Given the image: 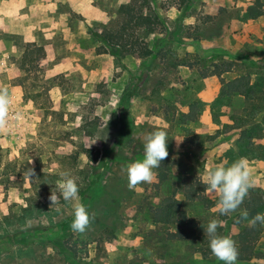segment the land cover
<instances>
[{
    "label": "rangeland",
    "instance_id": "rangeland-1",
    "mask_svg": "<svg viewBox=\"0 0 264 264\" xmlns=\"http://www.w3.org/2000/svg\"><path fill=\"white\" fill-rule=\"evenodd\" d=\"M100 1L109 17L106 24H115L121 5ZM136 1L138 6L146 1L147 11L160 17L156 32L144 35L154 50L146 60L119 61L99 54L90 35L77 41L40 35L38 44L51 47L54 60L32 71L21 69L20 52L10 58L0 52V89H7L12 100L7 123L0 124V264H223L211 253L203 228L217 219L218 232L236 241L234 212L221 215L218 195L207 191V202H187L184 207L203 239L173 240L172 227L152 222L162 198L177 193V199L184 200V176L201 180L215 165L227 167L240 158L248 162L249 187L264 190V159L257 158L264 157V138L263 148L246 157L237 133L205 142L208 134H197L202 122L184 125L181 120L189 104L208 93L214 96L209 108L202 102V113L210 109L218 129L244 109L243 97L218 100L220 79L203 75L224 59L234 62L226 80L250 72L255 83L260 67L249 62L262 54L259 42L244 48L254 59H231L221 48L231 39H216L228 31L239 35L254 0H234L241 3L238 7H229L231 0ZM69 14L70 25L78 29L80 17ZM4 39L16 44L18 37L0 28ZM65 56L74 59L73 66L53 72L50 66ZM262 117L264 111L258 119ZM157 130L167 133L168 156L153 170L150 182L130 187L126 168L143 158L144 136ZM197 135L202 136L200 143L186 140ZM87 150L98 157L96 163ZM62 171L76 178L78 200L51 205L49 196L52 191L59 195ZM162 174L168 179L159 185ZM77 202L90 217L83 233L71 230ZM259 248L264 251V238Z\"/></svg>",
    "mask_w": 264,
    "mask_h": 264
},
{
    "label": "trees",
    "instance_id": "trees-1",
    "mask_svg": "<svg viewBox=\"0 0 264 264\" xmlns=\"http://www.w3.org/2000/svg\"><path fill=\"white\" fill-rule=\"evenodd\" d=\"M145 3L147 2L145 1ZM145 3L138 6L137 1L131 0L130 3L120 6L117 11L118 20L115 24H92L88 27L91 39L99 45V54H109L119 61L127 57L143 61L154 55V50L149 46L144 35L156 32L160 17L153 11H147ZM245 16L246 20H256L264 16V1L254 0ZM21 39L18 37L15 40L18 52L21 54V69L32 71L38 65L46 62V50L43 45L24 42ZM249 63L260 67V72L254 73L257 76L255 83L252 82L253 73L250 72L239 75L233 80H226L224 75L234 70V62L224 59L213 63L211 65L213 70L206 71L203 75L204 78L215 76L220 79L221 90L218 100L231 99L235 96L243 97L246 100L244 109L233 115L231 124L222 125L223 130L218 129L214 135H207L204 141H214L222 134L228 138L237 133L239 136L237 144L240 145V150L246 157H250L251 151L263 148L260 142L264 138V117L261 120L258 119L259 114L264 111V58ZM202 106L203 103L199 99L191 102L188 106L189 111L182 115L183 124L199 123ZM215 123L220 126L219 122ZM201 138V135H197L186 140L200 143L199 139ZM202 148L204 149V147ZM86 153L94 163L98 161V157L90 155L92 150H87ZM257 158L264 159L263 155L257 156ZM184 178L186 179L183 182L185 199H177V193L164 196L152 217V222L155 225L172 227L174 232L170 234V237L173 240H202L203 237L199 234L196 222L190 218L184 207L187 202H207V191L205 190L207 186L200 179H195L191 175H186ZM167 179L168 174H162L158 184L162 185ZM28 212L31 211L28 210ZM245 212L247 217L243 215ZM258 213L264 214V190L249 187L242 203L233 214L235 218L233 224L239 227V231L235 235L236 241H234L238 250L237 264H248L254 258L260 259L264 256V251L259 248V244L264 238V224L257 222L253 225L250 223ZM198 252L206 253L203 249H198Z\"/></svg>",
    "mask_w": 264,
    "mask_h": 264
},
{
    "label": "crops",
    "instance_id": "crops-1",
    "mask_svg": "<svg viewBox=\"0 0 264 264\" xmlns=\"http://www.w3.org/2000/svg\"><path fill=\"white\" fill-rule=\"evenodd\" d=\"M130 1L111 0V4L112 6H119L128 4ZM228 2L229 7L235 4H237V7L241 5L240 2L234 0ZM0 6V28L6 31L8 36L22 38L24 42L28 43L38 44L40 35H60L61 37L64 36V38H75V40L79 38L89 39L88 27L90 25L106 24L108 22L107 20H109L107 13L101 8L100 0H0ZM63 7H67V11H61ZM69 13L80 17L78 29H74L70 25ZM228 26H223L222 29H225L227 32L229 30ZM241 26L242 31L238 36H236V33H230L228 31L227 35L222 34L220 38H216L222 39L223 41L231 39L228 46L224 44L221 47L225 54L230 55L232 57L231 59L237 58V56L240 59H243L245 56L249 59H254L253 54L249 51L247 53L246 49L249 48L250 44L259 42L257 45L261 48L262 54L258 56V59L264 58V16L256 20H246ZM251 34H254L252 38L250 37ZM245 46L246 49H244ZM69 48L70 45H68ZM45 50L46 62L54 60L51 56V53L54 54L52 48L48 46L45 47ZM240 51L242 52L239 53ZM0 52L5 58H10L18 51L14 41L4 39L0 40ZM244 52L247 54H244ZM72 61H74L73 58L65 56L61 60H58V63L52 64L50 69L57 73L66 72L73 66ZM208 96L201 99L206 104V108L210 107L209 103H211V98L214 96V93L212 95L208 93ZM200 122H202L201 131L197 134L214 135L219 128L213 122L210 109L204 110L200 117Z\"/></svg>",
    "mask_w": 264,
    "mask_h": 264
},
{
    "label": "clouds",
    "instance_id": "clouds-1",
    "mask_svg": "<svg viewBox=\"0 0 264 264\" xmlns=\"http://www.w3.org/2000/svg\"><path fill=\"white\" fill-rule=\"evenodd\" d=\"M12 100L7 89H0V124L7 123L9 105ZM167 133L157 130L147 133L143 142V158L129 164L126 168L129 186H135L140 182H150L154 177V169L159 168L162 161L168 156ZM34 175L30 169L29 176ZM61 179L57 182L59 195L52 191L49 196L51 205L59 200L65 202L77 201L79 185L76 178L69 171L60 172ZM202 183L207 186L206 191L218 195L216 207L221 215H228L237 210L250 186V172L246 158H240L230 166L218 164L207 170L201 177ZM247 217V213H243ZM71 230L83 233L89 226L90 217L88 210L82 203H74L72 211ZM264 224V214H257L250 221ZM221 221L210 220L203 228L204 237L207 238L211 253L223 264H237L238 250L235 242L228 236L221 235L218 227ZM253 264H264V260L254 258Z\"/></svg>",
    "mask_w": 264,
    "mask_h": 264
}]
</instances>
